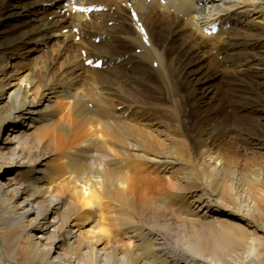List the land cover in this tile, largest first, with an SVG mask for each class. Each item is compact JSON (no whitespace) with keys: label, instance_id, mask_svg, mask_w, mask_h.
<instances>
[{"label":"bare ground","instance_id":"1","mask_svg":"<svg viewBox=\"0 0 264 264\" xmlns=\"http://www.w3.org/2000/svg\"><path fill=\"white\" fill-rule=\"evenodd\" d=\"M262 44L264 0H0V264H264L263 156L222 142L264 124L201 112L221 71L264 100Z\"/></svg>","mask_w":264,"mask_h":264},{"label":"rangeland","instance_id":"2","mask_svg":"<svg viewBox=\"0 0 264 264\" xmlns=\"http://www.w3.org/2000/svg\"><path fill=\"white\" fill-rule=\"evenodd\" d=\"M52 9H54V8L52 7ZM106 24L108 27H112V22H108ZM65 33H66V31H63L62 34L60 33V35H56L57 36L56 41L57 42L60 41L61 38L65 35ZM74 33H77V31L74 30ZM238 34L241 35V33H238ZM256 35H260V34L258 33ZM74 40L76 42L78 41L77 38H75ZM57 42H56V44H57ZM117 47H118V45H117ZM119 47L120 48H118V49L121 52H126V50L123 48L122 45H119ZM29 49H34V51L36 50L35 52L39 53V54L38 53L35 54V56L37 55L39 57L38 63L40 61H43V62L47 61V55L46 54L44 55V52L42 51V50H45L46 48L43 49L40 46H37V45L34 46L32 43H30L26 49L24 48L23 50L22 49L19 50V53L17 55L18 57H16V55H14L12 57V59L9 60L10 62L8 63V66H11L10 68H12L13 63H17L20 65L26 63L27 60L32 57V55H29L27 53V51ZM82 51L83 50H81V52ZM49 54H50V51H49ZM84 54H85V52L82 53V56H84ZM159 54L162 55V51H160ZM44 58H46V60ZM118 62L119 61H117V63ZM84 66H85V64H84ZM90 66L86 65L85 68L89 69V68H91ZM57 67H58V64H54V68H57ZM203 74H204V71H202L201 76H203ZM212 75H214L215 78L212 77V79H210V81H208V83H209L208 88L209 89H208V92H207L206 97H205V101H206L207 106L205 105L204 109L201 110V112L204 114L203 116L208 114L205 112H211L210 114H213L215 112V113H217V118H218L217 120L222 121L225 119V120L231 121L233 118L234 119L236 118L237 119L236 121L242 127L255 125V123L259 124V125L264 124V100H259L257 92H255L249 86V83L253 82V79L251 77H246V78L239 77L236 79L235 78L231 79L229 77V75H225V73H222V71L217 73V74H212ZM203 77H205V76H203ZM87 80H88V82L91 81L89 79H87ZM152 81H154V79H152ZM126 86H127V88L128 87H130V88L135 87V89H140V87L138 85L135 86L134 83H130V82H127ZM151 93L153 94L152 99H149L147 97L143 98L144 102L145 103H151L152 102L154 104H158L157 103L158 101L156 98L161 99L160 94L154 95L152 90H151ZM182 94L185 97V99L188 100L186 103L187 105H185L188 107L189 102H191V100H189L190 99V93L188 91L186 93V91L184 89H182ZM57 100H55V101H57ZM145 100H147V101H145ZM152 100H154V101H152ZM57 102H59L58 104H59L60 108L63 107L64 101L62 102V100H58ZM61 113H60L61 115L64 114V112H61ZM190 118H194V116L191 115ZM230 130H231L230 135H228L227 137H224L225 139L222 140V142L227 141L226 144L230 145L231 148H233L235 150V152L240 154L241 156H243L244 154H249V156L252 157L251 154L255 153L256 158L258 157V159H259L260 158L259 156H263V159H264V147H262V146L258 147V145H256L255 142L250 143V140H247L248 138H246V137L244 140L240 139L241 136L234 135L233 134L234 130L232 128H230ZM48 131H45V132H48ZM255 134L257 136H262V138H264V135H262V133L259 131H256ZM49 139H50V137L47 136L45 140H49ZM219 140H221V139H219ZM43 159L44 160L42 161V164H44V165L48 164L47 166H50L49 163L52 162V161H50L51 157L49 155H47Z\"/></svg>","mask_w":264,"mask_h":264}]
</instances>
